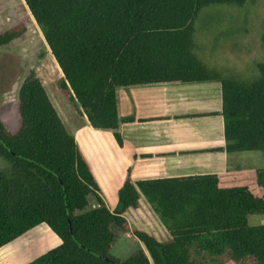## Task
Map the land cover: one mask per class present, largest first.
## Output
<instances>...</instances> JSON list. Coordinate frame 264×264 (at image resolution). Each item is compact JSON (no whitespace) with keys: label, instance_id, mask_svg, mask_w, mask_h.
<instances>
[{"label":"trees","instance_id":"obj_1","mask_svg":"<svg viewBox=\"0 0 264 264\" xmlns=\"http://www.w3.org/2000/svg\"><path fill=\"white\" fill-rule=\"evenodd\" d=\"M250 0H22L61 77L58 87L96 131L124 145L121 90L217 82L225 151L264 159V62L249 77L225 78L194 53L193 32L212 5ZM25 24L0 34L5 50ZM264 51V33L262 34ZM21 128L0 119V249L45 224L61 244L27 264H264V167L153 180L128 175L109 207L75 137L39 78L18 92ZM141 200L168 239L133 229L126 214ZM132 233L127 259L111 251Z\"/></svg>","mask_w":264,"mask_h":264},{"label":"crops","instance_id":"obj_2","mask_svg":"<svg viewBox=\"0 0 264 264\" xmlns=\"http://www.w3.org/2000/svg\"><path fill=\"white\" fill-rule=\"evenodd\" d=\"M119 97L121 115L134 118L122 126L123 146L112 133L91 129L77 112L69 131L111 209L128 175L136 182L227 172L230 154L224 150L219 83L132 88L121 90ZM30 234L2 247L0 264H20Z\"/></svg>","mask_w":264,"mask_h":264},{"label":"rangeland","instance_id":"obj_3","mask_svg":"<svg viewBox=\"0 0 264 264\" xmlns=\"http://www.w3.org/2000/svg\"><path fill=\"white\" fill-rule=\"evenodd\" d=\"M19 24H25L27 32L7 45L5 50H0V119L12 133L20 130L22 121L18 92L25 79L33 75L45 84L58 115L68 131H72L70 119L77 118L76 111L58 87L61 75L40 31L22 0H0V34ZM263 33L264 0H250L243 6L216 4L200 14L192 36L193 50L210 70L225 78H245L256 74L258 65L264 62ZM228 162L226 171L250 173L264 167L263 156L256 151L230 154ZM7 167V163L0 159V170ZM126 217L133 229L148 232L160 241L168 238L160 218L148 205L144 204L136 213H127ZM250 223H264V218H251ZM30 233L27 241L23 242L20 264H26L61 244V240L45 224ZM138 244L129 232L110 255L125 260Z\"/></svg>","mask_w":264,"mask_h":264},{"label":"flooded vegetation","instance_id":"obj_4","mask_svg":"<svg viewBox=\"0 0 264 264\" xmlns=\"http://www.w3.org/2000/svg\"><path fill=\"white\" fill-rule=\"evenodd\" d=\"M24 67V66H23Z\"/></svg>","mask_w":264,"mask_h":264}]
</instances>
